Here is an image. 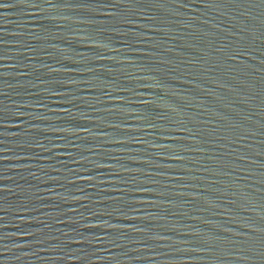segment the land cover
<instances>
[{
	"label": "water",
	"instance_id": "obj_1",
	"mask_svg": "<svg viewBox=\"0 0 264 264\" xmlns=\"http://www.w3.org/2000/svg\"><path fill=\"white\" fill-rule=\"evenodd\" d=\"M0 264H264V0H0Z\"/></svg>",
	"mask_w": 264,
	"mask_h": 264
}]
</instances>
